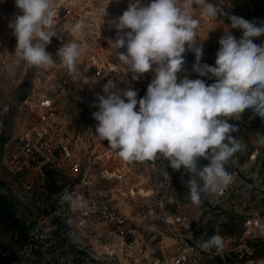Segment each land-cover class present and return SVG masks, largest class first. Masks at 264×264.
<instances>
[{
    "label": "rangeland",
    "instance_id": "374dc122",
    "mask_svg": "<svg viewBox=\"0 0 264 264\" xmlns=\"http://www.w3.org/2000/svg\"><path fill=\"white\" fill-rule=\"evenodd\" d=\"M141 2L148 4L151 0ZM209 2L219 4L226 13L233 15L234 0ZM128 3L129 0H52L59 23L54 26L57 36L52 37L46 51L52 54L56 62L49 67L37 68L26 62L17 63L18 58L14 53L17 40L9 23L21 13L15 6V0H0V180L3 187L10 189L16 197L18 213L35 221L32 248L37 254L33 258L28 257L24 264H174L176 257L183 254L186 264H211L214 252L222 253L223 250L240 251L239 257L245 260L239 263L264 264V258L249 260L251 249L234 239H224L222 251L201 247L216 234L219 220L226 211L245 217L244 237L264 239V143L252 135L248 134L252 148L248 158L243 163L238 162L241 156L237 152L226 164L227 171L232 175V183L218 192L203 193L199 205L193 204L189 198L182 201L178 197L173 180L182 179L183 169L173 170L168 160L159 156L150 161L126 162L104 140L102 148L107 146L112 153L97 157L96 169L108 172L121 169L123 178L116 181L102 179L100 184L118 189L121 209L128 221L138 229L126 241L130 247L123 252L119 249L121 241L109 233L103 223L82 231L70 226L68 202L60 195L65 189L68 192L71 189L72 180L67 169L64 170L65 174L61 172L63 176L54 179L46 178L42 164L26 166L17 173L6 169V139L17 116L19 101L27 94H51L55 99L68 102L69 107L65 112L71 116L69 127L74 134L95 129L98 123L92 118V113L98 111L92 104L98 101L85 80L91 69L108 67L109 62L126 70V74L122 72L117 79L119 87H132L138 92L137 99L146 95L154 73L149 72L139 80H132L127 72L128 67L116 58V49L112 44L117 39L113 22L127 10ZM67 8L71 9L68 16ZM192 15L200 19L193 49L203 43L202 57L216 59L219 38L228 29L237 39L242 36L239 29L230 28L231 21L226 16H218V20L210 21L196 9L192 10ZM78 20H83L86 28L77 42L86 44L87 50L77 62V71L69 74L56 53L63 43L73 41L70 29ZM262 37L254 38V41L259 43ZM123 51L124 48L117 49V52ZM185 76L195 80L192 73L184 68L178 74V82ZM68 135L72 133L69 131ZM208 163L203 158L199 160V165ZM72 246L81 249L83 254L77 255L73 262L70 256L61 259V252L70 251Z\"/></svg>",
    "mask_w": 264,
    "mask_h": 264
},
{
    "label": "clouds",
    "instance_id": "9594fccd",
    "mask_svg": "<svg viewBox=\"0 0 264 264\" xmlns=\"http://www.w3.org/2000/svg\"><path fill=\"white\" fill-rule=\"evenodd\" d=\"M15 6L21 14L15 15L9 28L17 40V63L37 68L53 65L56 59L46 51L57 36L54 26L59 23L52 0H15ZM193 9L210 21L226 16L230 28L242 32L237 39L228 29L219 38L215 66L201 64L203 43L193 49L200 25ZM113 26L117 30L112 42L116 58L128 67L131 79L139 80L149 72L154 78L140 99L132 87L122 89L109 79L102 87L103 94H96L98 102L92 104L98 109L92 113L98 122L95 136L107 140L126 162L159 156L168 160L173 170L183 169L189 176L188 198L199 205L203 193L218 192L232 183L225 165L246 147L233 135L238 128L230 121L239 120L246 110L264 119V42H253L264 36V22L231 15L209 0H151L148 4L129 0L127 10ZM85 28L83 20L76 21L70 29L73 41L63 43L56 53L69 74L77 71V62L87 50L86 44L77 42ZM121 48L125 51L117 52ZM186 51L195 53L192 71L202 77L211 74L216 82L208 85L187 76L178 82ZM257 136L264 143V135ZM200 158L209 163L199 165ZM60 195L72 208L83 207L67 189ZM201 247L222 251L224 239L213 234Z\"/></svg>",
    "mask_w": 264,
    "mask_h": 264
},
{
    "label": "built area",
    "instance_id": "2783aa9c",
    "mask_svg": "<svg viewBox=\"0 0 264 264\" xmlns=\"http://www.w3.org/2000/svg\"><path fill=\"white\" fill-rule=\"evenodd\" d=\"M66 14L70 15L71 9L67 8ZM107 64L108 67L91 69L85 77L88 89L95 95L103 94L102 87L109 79L117 81L122 72L126 74V70ZM68 107V102L55 99L51 94L36 92L21 98L5 143V167L12 173L32 164H42L62 173L67 169L72 180L69 193L83 204V207L74 209L68 202L70 226L82 231L103 223L109 233L121 241L119 249L127 251L130 245L126 241L138 229L122 211L118 189L100 184L102 179H122L121 169L112 172L96 169V158L112 153V150L106 145L102 148L105 143L96 138L95 129L74 134L69 127L71 116L65 112ZM69 131L72 135H68ZM174 264H186L185 255L176 257Z\"/></svg>",
    "mask_w": 264,
    "mask_h": 264
},
{
    "label": "trees",
    "instance_id": "16d2710c",
    "mask_svg": "<svg viewBox=\"0 0 264 264\" xmlns=\"http://www.w3.org/2000/svg\"><path fill=\"white\" fill-rule=\"evenodd\" d=\"M232 10L233 15L242 17L248 21H254L256 23L264 22V0H234ZM253 42L256 43L254 40ZM262 42H264V36L259 43L256 44L259 45ZM184 60V68L192 73L195 79H202L208 85L216 82L215 77H212L211 74L202 77L199 76L198 73L192 71L193 65L196 63L194 53L186 51ZM204 63L215 66L214 59L202 57L201 64ZM230 123H233L238 128V131L233 133V135H235L243 145H246L242 151H239L241 157L238 162L243 163L252 151L248 134L256 138H258L257 133L264 135V119L259 116H254L251 110H246L241 114L239 120H231ZM43 173L47 179L63 176L60 171L47 167L43 168ZM182 179L173 180V185L179 193L178 197L182 201H186L188 199L186 181L189 179V176L184 173ZM245 221V217L238 213L231 211L223 212V217L219 220L216 234H220L223 239H234L247 245L251 249L248 256L249 260L262 259L264 258V239L244 237ZM34 225L35 221H31L28 217L18 213L16 197L10 189H5L3 187V183L0 180V264H24V262L28 260V257H35L37 251L32 248ZM209 234L212 235L213 232ZM79 254H83V251L81 249H75L74 246H72L70 251L63 250L60 254V258L63 259L70 256L73 262L75 260L74 258ZM240 254V251L233 252L232 250H223L222 253L214 252L211 257V264H243L239 263L245 260L239 257Z\"/></svg>",
    "mask_w": 264,
    "mask_h": 264
}]
</instances>
